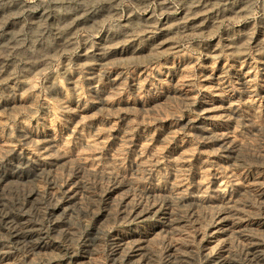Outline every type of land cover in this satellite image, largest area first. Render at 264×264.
<instances>
[{
	"label": "rangeland",
	"instance_id": "1",
	"mask_svg": "<svg viewBox=\"0 0 264 264\" xmlns=\"http://www.w3.org/2000/svg\"><path fill=\"white\" fill-rule=\"evenodd\" d=\"M0 264H264V0H0Z\"/></svg>",
	"mask_w": 264,
	"mask_h": 264
}]
</instances>
